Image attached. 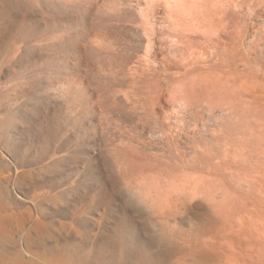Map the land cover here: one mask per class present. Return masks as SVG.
<instances>
[{
	"label": "rangeland",
	"instance_id": "obj_1",
	"mask_svg": "<svg viewBox=\"0 0 264 264\" xmlns=\"http://www.w3.org/2000/svg\"><path fill=\"white\" fill-rule=\"evenodd\" d=\"M240 4L225 59L160 20L149 44L136 0H0V264L158 237L264 264V0Z\"/></svg>",
	"mask_w": 264,
	"mask_h": 264
},
{
	"label": "bare ground",
	"instance_id": "obj_2",
	"mask_svg": "<svg viewBox=\"0 0 264 264\" xmlns=\"http://www.w3.org/2000/svg\"><path fill=\"white\" fill-rule=\"evenodd\" d=\"M230 1L231 0H136V5L138 9L137 15H139V21L141 22L140 24L142 25L143 29L142 34L147 39L149 44L154 42V40H156L154 38H156V36L159 34V30L158 28H156L157 26L155 24H157V20H160L167 23V25L164 26L165 30L172 32L174 36H177V38L179 37L189 39L191 36H193V38L195 39L198 38V36L202 33L204 37L208 38L207 44H203L202 46V49L204 50L206 56H211L208 53V50L211 48L213 49L212 52H216L217 54L220 53L222 54L221 57L227 59L232 55L238 54V51H236L235 48V41L237 40V38L239 39V31L236 36V34H234V32L232 31V20L228 17L227 10H225V7L229 6ZM232 2L234 6L238 10H240L241 0H232ZM161 10L164 12L163 16H160L159 14ZM234 10L236 11V9ZM202 28L205 29L201 30ZM161 30L163 31L162 28L160 29V31ZM228 33L231 34L232 41L222 40V35H226ZM0 154H2V152ZM2 155L6 157V155ZM4 178H8V176L6 175ZM7 180H9V178ZM7 207V202H0V211L6 212ZM96 208L97 207L95 206V209ZM27 213L28 217L26 218L22 216V219L18 221L19 225L17 226L25 228L31 221L32 229L39 228L38 226L40 225V221L35 220L34 222H32V215H29L28 211ZM7 224H9L8 217L0 213V229L4 228V226H6ZM202 227L203 231L206 233L205 225H203ZM126 234L127 233L125 232L123 234V232L120 230L118 232L119 238H117L118 236L115 237L117 238L118 242L121 243L118 244V246H121V248L125 249V251L128 249V247L131 249L132 244L134 243H130L131 241L127 242ZM132 235L133 237L137 236L136 233L134 234V231ZM151 240L153 241H151L152 243H161L162 247H160V251L158 250V253L153 254L149 248L138 245V243L136 242L135 245L137 244L138 247H136V250L134 249V251L137 254V259L132 261L131 264H170V260H172L173 258H179L178 262L176 261L174 264H231L226 261H219L216 263L211 262V253L210 249L207 248L208 246H204L201 250H197L196 248H193V246H191L189 249H185L178 244L166 246L160 237H158L157 239L155 238V240ZM149 247H151V245ZM151 248H153V246ZM68 250H61L57 254V256L54 257V260H48L47 258H45V260L47 262L52 261L53 264H80L79 262L89 263V260L92 256L91 253H93V251L90 252L91 250L84 251V249H76L74 251H71L70 256L69 254L66 255ZM178 254L180 255V257L178 256ZM94 255L97 256L98 261L95 264H111V262H113L111 253L107 252L105 255L100 256L97 251V253H95ZM107 258L108 260H106ZM181 258H183L182 262L180 260ZM104 259L105 261H103ZM28 263L29 261L21 262L19 260V264Z\"/></svg>",
	"mask_w": 264,
	"mask_h": 264
}]
</instances>
